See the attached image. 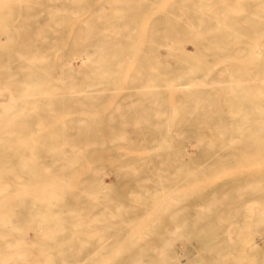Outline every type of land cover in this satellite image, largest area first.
<instances>
[{"label":"rangeland","instance_id":"1","mask_svg":"<svg viewBox=\"0 0 264 264\" xmlns=\"http://www.w3.org/2000/svg\"><path fill=\"white\" fill-rule=\"evenodd\" d=\"M174 1L65 0L64 12H60L64 23L44 46L58 49L53 56L63 55L61 52L72 48V40L84 38L87 33L84 46L89 49L92 45L88 64L95 70L86 71L84 77L81 73L71 74L72 90L86 92L67 96L70 105L77 104L72 111L61 113L57 107L52 111L44 107L41 111L51 120H27L25 131L19 133L24 143L31 145L35 139L40 143L45 135L59 136L61 154L54 160L60 163L49 164L52 157L46 152L41 156L45 167L36 173L40 174L41 184L52 183L54 192L59 186L62 194L59 199L35 198L40 196L35 194L25 202L17 203L20 199L13 197L0 202L4 206L0 217H5L7 229L22 235L6 240L29 241L28 246L8 248L0 264H24L19 256L25 248L26 255L36 259L49 256L47 249H60L50 255L54 259L49 264H103L99 258L120 256L117 250L123 243L137 241L134 248H144L170 232L218 233L223 237L230 231L192 226H237L264 206V120H241L240 107L238 118L229 116L237 110L230 101L232 97L241 95L244 103L252 96L246 97L245 89L255 90L259 98L258 89L264 92V37L262 44L260 38L249 40V53H243L245 47L238 43L228 44L218 53L211 51L213 44L207 43L193 50L190 41L176 42V38L165 34L178 29L169 25L174 17L168 18V13H180L171 6ZM186 1L190 8L204 6L196 3L203 0ZM244 1L251 2L245 7H264L256 3L264 0ZM226 22L234 26L232 19ZM122 25L125 27L121 30ZM156 26L158 34L153 33ZM109 31H113L112 37L105 36L111 34ZM153 37L159 41L156 45L150 43ZM151 47H159V53L153 54ZM166 48H171L170 55ZM72 57L69 64L76 69L80 62ZM254 80L261 83L255 86ZM175 139L184 151L167 147ZM69 141L77 147L73 151H68L75 147ZM95 176L105 183L93 182ZM58 179L64 182L62 187H52L53 180ZM50 188L38 190L49 193ZM82 190L85 194L89 191L91 197L81 194ZM247 200L255 202L251 212L245 211ZM172 201L178 202L168 204ZM13 205L17 207L8 208ZM225 216L229 220L218 219ZM103 224L133 228L114 230L116 243L104 244L111 236L108 229L101 228ZM148 224L155 229L141 228ZM174 225L179 229H171ZM261 232L264 229L253 232L256 253L260 255L264 254ZM189 241L190 246L186 240L176 241L180 264H235L214 260V255L204 252L195 238ZM9 253L11 257H7ZM80 256L86 260L68 259ZM151 264L162 263L156 259Z\"/></svg>","mask_w":264,"mask_h":264},{"label":"bare ground","instance_id":"2","mask_svg":"<svg viewBox=\"0 0 264 264\" xmlns=\"http://www.w3.org/2000/svg\"><path fill=\"white\" fill-rule=\"evenodd\" d=\"M188 2L189 4L191 3L194 5V2ZM196 3L200 6H204H194V8H190L187 6L188 3L186 0L172 2L171 6L178 9V12L180 13L177 15L168 13V18L174 17V19L172 18L173 22L169 23V25H172V28L175 27L178 29L177 31H169L167 33H165L166 31L164 30V33L176 38L174 39L176 42L183 40L190 41L193 50L200 49L206 43L213 44L211 51L214 53L222 51L223 48L232 43H238L241 46L244 45L245 48L243 53H249V40L252 37L255 40L260 38L259 43L261 42L262 44L263 41L261 40H263L262 38L264 37V12L262 11H264V7H245L251 2L244 0H235L231 2H225L222 0H203ZM256 3L257 5L264 4V1ZM64 7H66L65 0H0V202H4V200L9 197L20 199L17 203L25 202V200L34 198L35 194H37V196L40 195L35 198L48 197L59 199L62 194V190L59 186L58 191L54 192V188H50L52 183L41 184L42 182L39 181L40 174L37 175L36 173L37 170H41L45 167L41 156L46 152L50 153L51 155L49 156L52 157L49 158V164L60 163V161L54 160L55 156H60L61 154L60 146L57 142L59 136L45 135L40 143L35 139V142L31 145L25 144V140L19 137V133L25 131V127L28 123L27 120H51L52 117L50 115L41 111L44 107L49 111H52L53 107H57V112L61 113L72 111L77 104L70 105L67 101V96L72 95L73 92H75L74 95H76V92L77 94L86 92L79 91L76 88L75 90H72V87H70L71 82L73 81L71 74L81 73V76L84 77L88 71L95 70L94 67L89 65L90 63L88 64L89 55L91 53L88 50H91L90 46L92 45H87L89 49L84 46V42L86 41L85 38L89 35L87 33H85L86 37L84 36V38H79L78 36V39L76 38L74 41L72 40V48L65 52H61L63 55L53 56L51 54H53L54 51H58V49L44 46V44L47 43L46 41L50 43L48 37H52V34L54 35L61 27V24L64 23V17L60 13L64 12ZM247 9L250 11L247 12ZM206 10L208 11L206 12ZM209 12H211V14ZM227 19L228 22L232 19L234 26H229L226 22ZM87 24L88 26L90 25L89 28H91V23ZM123 26L124 25L120 26V29L125 27ZM109 27L111 30L114 29V26L111 28L110 24ZM157 28L158 26H156L155 30H157ZM91 29H93V27ZM103 29L104 28H102V31H106ZM84 30L86 31V29ZM158 31L159 30L153 31V33L158 34ZM112 32L109 31L111 34L108 33L109 35H104L109 37L112 35ZM113 35L115 34L113 33ZM153 38L154 40H151L150 43L156 45L159 41H157L155 37ZM95 39L96 38H94V40ZM202 39L206 40L202 41ZM163 40L164 38L161 42ZM261 46L264 49V44ZM158 48L159 47H151V52L157 54ZM175 49L177 50V48ZM171 51V48H166V54L170 55ZM72 56H75L73 60L76 59L80 62L79 67L76 69H72L71 67L73 65L70 67L69 64L71 63L69 57ZM62 58L64 59L61 61ZM12 63L15 64V67H11ZM82 80H84V78L80 80V84L83 83ZM252 82L255 86L258 83H261L257 80ZM138 88L140 87H133V89L136 90H138ZM258 93L260 98L256 97L255 90L251 91L248 88L245 89L246 97L252 96L251 100H246L244 103L243 96L239 95V97H232L230 101L231 103L234 101L237 110L231 112L229 116L238 118L240 107L243 111L241 120H247L245 119L246 117H253V120H264V92H262V89H258ZM90 96L89 98H91ZM229 103L230 102L227 101V105ZM209 105L207 104V106ZM219 105L221 104L219 103ZM222 105L220 107H223ZM244 105L246 107L245 109L243 108ZM224 108L226 109V107ZM75 112L78 111L76 110ZM207 115L209 114L207 113ZM226 118L228 117L226 116ZM201 140L198 139V141ZM69 142L71 143L72 141ZM72 144L75 146L73 142ZM167 147L172 151H184L180 142L176 139L171 141ZM76 148V146L74 148L71 147L68 151H73ZM66 153H64L65 163L68 161ZM57 169L60 170V168ZM57 169H55V173L59 172ZM106 178L107 177H105V179ZM104 181L98 176H95L93 179V182L100 185L105 183ZM89 183L91 184V181H89ZM21 184H25L26 186L20 187ZM54 184L61 185L62 187L64 182H62L61 179H58L56 182L53 180L52 187H55ZM19 187L21 190H19ZM28 187L32 189L27 191L26 189ZM9 188H16L17 190H10ZM42 188H50L52 189V192L50 191L48 193L38 190ZM80 193H83V195L86 196L89 194L88 197H91L89 191L87 194H85L84 190L80 191ZM75 195L73 197L78 198V196ZM248 200L244 202L246 203L245 211L251 212L250 206L251 204H255V202ZM176 202L178 201H172L168 204H176ZM257 202L262 206V202L259 200H257ZM15 207L17 206L13 205L8 208L12 209ZM2 208H4V206L0 205V209ZM1 213L4 212H0V214ZM256 213V215L245 217L243 222L237 226L230 224L192 226L194 229L202 230L214 228L229 230L230 233H225V236L223 237H220L218 233L177 234L175 232H170L164 234V238H155L153 241L148 242L144 248L140 246L134 248L137 241L126 243L118 241L120 244L123 243L121 246H118L117 250L118 253H121L120 256L115 254L114 256L109 257L101 256L99 259L103 264H151V261L156 259L162 264H180L178 258V253L180 252L177 253L175 248L176 241L178 239L186 240L188 243L187 246H190L189 240L195 238L197 244L204 249V252L214 255V260L224 263L233 262L235 264H260L264 262V254H262L263 252H260L262 254L260 255L257 252L259 254L257 255L256 251L258 249L256 250V245L254 243L255 236L253 232L264 229V206H262ZM4 219V216L0 217V261H2L4 255H6L8 248L13 249V246L18 245L28 246L29 242H27V240H6V237L8 236L16 238L22 235L16 234L12 232V230H8V226H6L3 221ZM218 219L220 221L229 220L227 216ZM104 220H106V218ZM165 227L170 229V226ZM179 227V225H174L171 226V229L175 231L179 229ZM101 228L108 229L110 232H107V234L108 236H111L109 241L103 243L114 244L116 243L113 238L116 235L114 230L132 229L133 227L103 224L101 225ZM141 228L144 230L155 229V227L150 224L144 225ZM261 234L264 235V232H261ZM56 249L58 248H55L53 251L47 249V251L50 252V255H52V253L60 252V249ZM23 250L24 255L22 253L20 256L18 254V256L24 264H33L35 263V260H41V262L37 264H49L48 262L54 259V257L50 255L38 259H36V256L33 258L32 256L28 257L26 255L27 248ZM150 252H159L160 254L150 256L147 254ZM11 254L12 253H9L7 257H11ZM144 254L148 256H144ZM68 259L73 261L86 260L85 257L81 256Z\"/></svg>","mask_w":264,"mask_h":264}]
</instances>
